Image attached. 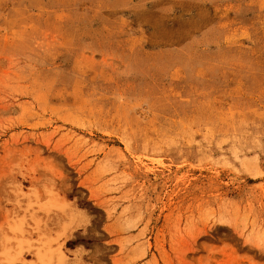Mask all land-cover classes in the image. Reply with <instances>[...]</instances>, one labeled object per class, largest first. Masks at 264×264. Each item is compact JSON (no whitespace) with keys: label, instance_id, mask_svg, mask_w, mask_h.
Listing matches in <instances>:
<instances>
[{"label":"rangeland","instance_id":"1","mask_svg":"<svg viewBox=\"0 0 264 264\" xmlns=\"http://www.w3.org/2000/svg\"><path fill=\"white\" fill-rule=\"evenodd\" d=\"M5 249L264 264V0H0Z\"/></svg>","mask_w":264,"mask_h":264},{"label":"bare ground","instance_id":"2","mask_svg":"<svg viewBox=\"0 0 264 264\" xmlns=\"http://www.w3.org/2000/svg\"><path fill=\"white\" fill-rule=\"evenodd\" d=\"M11 231H13L14 233L16 232H22V227L20 225H14L12 227H10ZM3 255L5 256L6 260H5V263L6 264H15V262L17 261L16 257L11 256L9 254V250L8 249H5V251L3 252ZM4 258V259H5ZM44 253L41 254V252L39 251V259L42 263H44ZM5 263H2V264H5Z\"/></svg>","mask_w":264,"mask_h":264}]
</instances>
